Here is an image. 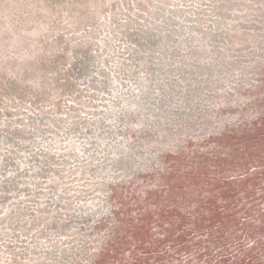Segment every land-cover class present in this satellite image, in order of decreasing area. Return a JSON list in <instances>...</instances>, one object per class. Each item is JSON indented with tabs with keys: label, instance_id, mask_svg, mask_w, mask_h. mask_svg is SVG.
<instances>
[{
	"label": "rangeland",
	"instance_id": "obj_1",
	"mask_svg": "<svg viewBox=\"0 0 264 264\" xmlns=\"http://www.w3.org/2000/svg\"><path fill=\"white\" fill-rule=\"evenodd\" d=\"M2 75L0 264H264V0H0Z\"/></svg>",
	"mask_w": 264,
	"mask_h": 264
},
{
	"label": "trees",
	"instance_id": "obj_2",
	"mask_svg": "<svg viewBox=\"0 0 264 264\" xmlns=\"http://www.w3.org/2000/svg\"><path fill=\"white\" fill-rule=\"evenodd\" d=\"M221 9L218 8V12H216V10H214L212 13H214V16L219 17V13H220ZM143 24V23H142ZM148 32H150L149 35L153 34L152 36H148L150 39H156V35H161V34H157L155 32H153L152 30H150L149 28L147 29ZM143 34V33H141ZM162 37L158 38L161 39ZM172 41H176V39H173ZM173 53H171L170 58L171 60H178L183 58L184 56H189L192 58H198V55L200 54L199 52L192 50V48L190 46H188L185 50H181L179 48L175 49L172 51ZM191 58V59H192ZM3 81L5 85H2L0 83V103H15V101L17 102V105L14 106V108L16 109V107H19L22 109V105L25 102H31V99L28 98L26 100V95L28 93V91L24 92L20 89V86L17 85L14 81L12 80H8L4 75L0 76V82ZM7 89L9 91V93H7V91L5 90ZM9 96V97H8ZM12 97L13 100L10 98ZM12 114V113H11ZM21 114L20 110L19 111H15V115ZM1 127H3L2 132H4L6 134L5 139L8 141V143H12L16 140L17 141H22V142H26L28 139H30V132L27 129H24L23 124H12L11 122H5V125L0 124ZM18 147V146H17ZM16 148V146L14 145L13 149ZM13 149H8L5 148L4 152L2 155H0V172H8V171H12L15 162L14 157L16 155L15 151ZM36 156V155H35ZM16 181L13 179H9L5 181V184H13L15 185Z\"/></svg>",
	"mask_w": 264,
	"mask_h": 264
}]
</instances>
